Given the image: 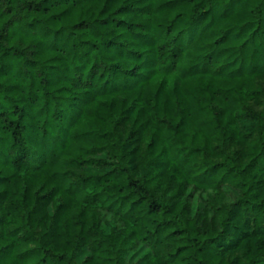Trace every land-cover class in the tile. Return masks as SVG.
Listing matches in <instances>:
<instances>
[{
	"label": "trees",
	"instance_id": "trees-1",
	"mask_svg": "<svg viewBox=\"0 0 264 264\" xmlns=\"http://www.w3.org/2000/svg\"><path fill=\"white\" fill-rule=\"evenodd\" d=\"M0 264H264V0H0Z\"/></svg>",
	"mask_w": 264,
	"mask_h": 264
}]
</instances>
